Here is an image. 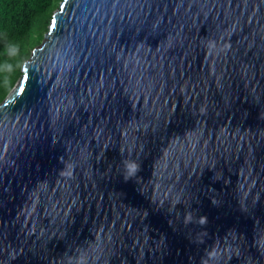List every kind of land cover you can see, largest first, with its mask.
Here are the masks:
<instances>
[{"label":"water","instance_id":"obj_1","mask_svg":"<svg viewBox=\"0 0 264 264\" xmlns=\"http://www.w3.org/2000/svg\"><path fill=\"white\" fill-rule=\"evenodd\" d=\"M22 71L0 264H264V0H63Z\"/></svg>","mask_w":264,"mask_h":264},{"label":"trees","instance_id":"obj_2","mask_svg":"<svg viewBox=\"0 0 264 264\" xmlns=\"http://www.w3.org/2000/svg\"><path fill=\"white\" fill-rule=\"evenodd\" d=\"M63 0H0V104L49 31Z\"/></svg>","mask_w":264,"mask_h":264},{"label":"clouds","instance_id":"obj_3","mask_svg":"<svg viewBox=\"0 0 264 264\" xmlns=\"http://www.w3.org/2000/svg\"><path fill=\"white\" fill-rule=\"evenodd\" d=\"M125 180L135 176L140 171V165L134 161H125Z\"/></svg>","mask_w":264,"mask_h":264},{"label":"rangeland","instance_id":"obj_4","mask_svg":"<svg viewBox=\"0 0 264 264\" xmlns=\"http://www.w3.org/2000/svg\"><path fill=\"white\" fill-rule=\"evenodd\" d=\"M19 81H20V80H19ZM18 83H19V82H18ZM18 83H17V84H18ZM13 89H14V88H13ZM10 93H11V92H10ZM10 93H9V94H10ZM8 96H9V95H8ZM8 96H7V97H8Z\"/></svg>","mask_w":264,"mask_h":264},{"label":"snow or ice","instance_id":"obj_5","mask_svg":"<svg viewBox=\"0 0 264 264\" xmlns=\"http://www.w3.org/2000/svg\"><path fill=\"white\" fill-rule=\"evenodd\" d=\"M18 91H19V89H18Z\"/></svg>","mask_w":264,"mask_h":264}]
</instances>
